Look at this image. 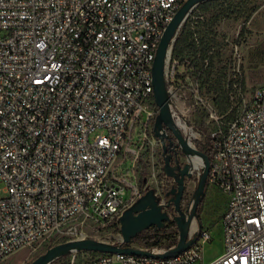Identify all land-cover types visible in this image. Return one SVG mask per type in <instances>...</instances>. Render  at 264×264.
<instances>
[{
    "label": "built area",
    "instance_id": "1",
    "mask_svg": "<svg viewBox=\"0 0 264 264\" xmlns=\"http://www.w3.org/2000/svg\"><path fill=\"white\" fill-rule=\"evenodd\" d=\"M186 1L0 0V182L7 194L0 198V264L52 239L86 238L88 230L114 232L107 242L121 244L124 211L149 189L169 211L166 192L175 182L164 173L154 132L152 70ZM199 8L172 43L165 80L176 125L191 147L208 142L211 149L206 189L225 199L222 253L204 259L213 229L200 219L190 234L199 231L197 241L176 256L80 259L76 252L57 264H264V83L234 82L223 112L201 94L203 71L173 54L184 28L200 47ZM191 109L205 129L189 120ZM128 158L132 174L116 172ZM182 162H191L197 182L203 159Z\"/></svg>",
    "mask_w": 264,
    "mask_h": 264
},
{
    "label": "rangeland",
    "instance_id": "2",
    "mask_svg": "<svg viewBox=\"0 0 264 264\" xmlns=\"http://www.w3.org/2000/svg\"><path fill=\"white\" fill-rule=\"evenodd\" d=\"M199 9L203 17L196 26L200 47H196L195 37L190 36L183 58L189 59L203 71L201 78L196 81L200 84V92L209 101H215L223 112L226 97L234 82H246L249 88L264 83V0H224L213 6L203 4ZM192 109L186 112L189 120L205 129L201 116ZM138 132L139 128L135 131L134 138H137ZM130 167L131 160L128 158L123 166L116 167V172H128L131 175L127 171ZM195 189L196 182L187 180L185 192L193 196ZM207 190L200 204L199 217L213 229V239L205 246L203 254L204 259L210 261L223 251L220 219L225 199L221 192ZM6 195L4 183L0 182V198ZM86 233L87 238L110 241L114 232L88 230ZM62 242L64 241L56 238L36 250H20L3 264H29L50 246ZM93 254L85 251L78 255L80 259H87Z\"/></svg>",
    "mask_w": 264,
    "mask_h": 264
},
{
    "label": "water",
    "instance_id": "3",
    "mask_svg": "<svg viewBox=\"0 0 264 264\" xmlns=\"http://www.w3.org/2000/svg\"><path fill=\"white\" fill-rule=\"evenodd\" d=\"M217 0H187L176 13L173 21L165 31L157 48L153 62L154 98L159 113L156 117L154 132L162 144V157L164 161V173L174 179V185L166 192L168 205H173L175 212L173 219L179 229V241L162 253L134 247L132 240L144 230L155 225L158 228L165 226V222L172 216L163 210L159 198L154 189H149L136 203L126 209L121 217L122 243L114 244L94 238H82L65 241L50 246L43 254L29 264H53L56 260L76 252H99L110 254H134L156 257L176 256L189 249L198 239L199 231H195L191 237L192 227L196 221L200 229L201 222L198 208L206 194L207 178L210 170V157L205 152L190 146L188 139L182 130L176 125L172 111V101L165 80V66L168 55L171 52L172 43L177 36L183 22L192 9L206 2ZM181 152V154H180ZM192 155L200 156L204 161L202 173L197 182L192 196L193 204L187 213L181 207V201L185 194L187 180H192L191 162H182V157L191 160Z\"/></svg>",
    "mask_w": 264,
    "mask_h": 264
},
{
    "label": "trees",
    "instance_id": "4",
    "mask_svg": "<svg viewBox=\"0 0 264 264\" xmlns=\"http://www.w3.org/2000/svg\"><path fill=\"white\" fill-rule=\"evenodd\" d=\"M221 1L224 0H217V1H212V2H206L203 4L207 5H215V4H220ZM201 4V5H203ZM200 5V7H201ZM189 35V36H188ZM193 35V32H189L186 28L182 30L180 35L178 36L176 42L174 43V48H173V54L176 55L177 57H182L181 62L184 61L183 55L186 50V44L188 41V38ZM198 149L205 152L208 154V156L211 158V149L209 147L208 142L205 144H199ZM192 198V195L189 193L185 192L183 199L181 201V207L184 210L185 207L188 205L190 199ZM175 212L173 205H171L168 213L172 216V219L165 222V226L162 228H158L157 226L153 225L150 228L144 230L140 234H138L131 242V244L127 245H132V244H137L140 245L141 247L145 248H153V247H171L174 246L178 243L179 241V229L177 226L176 221L173 219V213ZM201 213V205L198 208V214L200 215ZM93 256L102 254L99 252H93ZM79 254V253H78ZM71 254H68L67 256H64L56 262H60L62 260H65L66 258L70 257ZM79 256V255H78Z\"/></svg>",
    "mask_w": 264,
    "mask_h": 264
},
{
    "label": "bare ground",
    "instance_id": "5",
    "mask_svg": "<svg viewBox=\"0 0 264 264\" xmlns=\"http://www.w3.org/2000/svg\"><path fill=\"white\" fill-rule=\"evenodd\" d=\"M199 159L196 157V161H198Z\"/></svg>",
    "mask_w": 264,
    "mask_h": 264
},
{
    "label": "flooded vegetation",
    "instance_id": "6",
    "mask_svg": "<svg viewBox=\"0 0 264 264\" xmlns=\"http://www.w3.org/2000/svg\"><path fill=\"white\" fill-rule=\"evenodd\" d=\"M240 34V33H239ZM248 39V38H247ZM180 154H181V152H180Z\"/></svg>",
    "mask_w": 264,
    "mask_h": 264
}]
</instances>
